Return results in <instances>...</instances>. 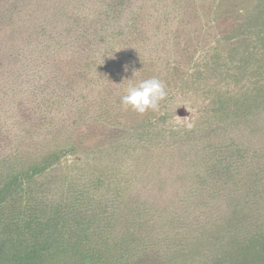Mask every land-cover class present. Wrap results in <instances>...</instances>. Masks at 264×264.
Segmentation results:
<instances>
[{"label":"rangeland","instance_id":"rangeland-1","mask_svg":"<svg viewBox=\"0 0 264 264\" xmlns=\"http://www.w3.org/2000/svg\"><path fill=\"white\" fill-rule=\"evenodd\" d=\"M8 184L0 264H264V0H0Z\"/></svg>","mask_w":264,"mask_h":264},{"label":"clouds","instance_id":"clouds-1","mask_svg":"<svg viewBox=\"0 0 264 264\" xmlns=\"http://www.w3.org/2000/svg\"><path fill=\"white\" fill-rule=\"evenodd\" d=\"M166 96L164 83L158 78H150L138 84H130L126 94L121 97V104L126 109L130 108L138 114H144L150 109L158 110L159 102Z\"/></svg>","mask_w":264,"mask_h":264},{"label":"trees","instance_id":"trees-1","mask_svg":"<svg viewBox=\"0 0 264 264\" xmlns=\"http://www.w3.org/2000/svg\"><path fill=\"white\" fill-rule=\"evenodd\" d=\"M10 188H11V186L8 184L6 187H4V188H1L0 189V196L1 195H6L8 192H9V190H10ZM8 212H5V210H2V206H0V221H2V220H4L5 218L6 219H8V216L10 217V215L9 214H7ZM41 219V216L38 214V213H36V215H34V216H32V220L34 221V223L31 225V223H26L25 225L26 226H17L16 225V228H15V230H20V232H18V236H17V241L16 240H14V238L12 239V241L11 242H14V241H16V242H20V244L19 245H21V246H25L26 245V240L27 239H25V236H24V238L22 237L23 236V229H24V231H26V230H28V229H34V228H40V220ZM26 228V229H25ZM37 228H36V230H37ZM26 234V233H25ZM24 234V235H25ZM45 242H46V240H45ZM27 246V245H26ZM26 249V248H25ZM34 259H36V258H34ZM39 259V258H38ZM256 264V263H255Z\"/></svg>","mask_w":264,"mask_h":264}]
</instances>
